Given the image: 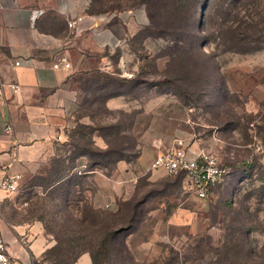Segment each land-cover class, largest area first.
I'll list each match as a JSON object with an SVG mask.
<instances>
[{"label":"rangeland","instance_id":"obj_1","mask_svg":"<svg viewBox=\"0 0 264 264\" xmlns=\"http://www.w3.org/2000/svg\"><path fill=\"white\" fill-rule=\"evenodd\" d=\"M142 1L97 0L96 10L128 12L145 8ZM211 1L199 10L211 24L179 47L197 48L192 54L176 52L163 32L166 14L160 29L143 26L105 53L102 69L73 76L78 108L67 139L54 156L16 169L20 191L0 193V238L11 226L37 224L47 243L42 263L53 264L75 236L94 243L93 217L82 224L86 205L117 212L130 201L140 221L102 264H264V0H242L241 8L236 0ZM236 17L247 39L225 52L218 33ZM113 90L123 96L107 100ZM175 139L199 140L227 169L207 199L181 178L148 172ZM66 174L67 186L55 187Z\"/></svg>","mask_w":264,"mask_h":264},{"label":"crops","instance_id":"obj_2","mask_svg":"<svg viewBox=\"0 0 264 264\" xmlns=\"http://www.w3.org/2000/svg\"><path fill=\"white\" fill-rule=\"evenodd\" d=\"M92 1L0 0V171L8 164L23 169L54 156L78 108L73 76L102 69L105 53L121 49L148 23L143 7L91 13ZM110 14L115 17L108 22ZM79 17V29L69 28ZM61 56L69 59L70 71L54 68ZM9 126L12 133L7 134ZM38 229L37 224L6 228L9 264H43L47 243ZM76 264H93L91 255H81Z\"/></svg>","mask_w":264,"mask_h":264},{"label":"trees","instance_id":"obj_3","mask_svg":"<svg viewBox=\"0 0 264 264\" xmlns=\"http://www.w3.org/2000/svg\"><path fill=\"white\" fill-rule=\"evenodd\" d=\"M236 1L241 8L240 2L242 0ZM202 2L203 0H143L139 6H145L148 18V23L144 26V29H147L148 31L160 29V23L165 19L164 16L166 14L169 15V26H167L163 32L169 33L171 37L174 38V43H176L175 48H177L176 52H182L184 49L186 53L192 54L197 48H186V46L185 48L179 47L186 44L188 39L195 40L197 39V35H202L204 33L203 26L205 23L211 24V16L208 15L205 22L201 19L199 10L202 7ZM212 2H214V0H212L211 3ZM97 5V0H93L90 10L91 13H101L100 10H96ZM239 7L238 11H240ZM237 14L240 13L238 12ZM244 23V21L239 20V18L236 17L233 23L227 21V24L226 22L222 24L218 33V39L223 41L225 52L235 50L238 42L247 39V37L244 36V33L241 32ZM231 24H233V26ZM236 24L237 26L234 28ZM185 25L187 28L183 29V26ZM234 33H236L237 36L234 35ZM234 40H236V44H232ZM259 51H264V47H259ZM113 92L114 93L108 96L107 100L123 96V94H119L116 90H113ZM81 156L87 157L85 154ZM176 178H181L184 183L183 177ZM70 179L71 176L67 174L60 176L54 181V186H64L65 184L67 186ZM92 217L93 222H98V224L91 222V226H89V233L94 238V243L90 242V244H81L78 242V240H80V238H78L79 235L75 236L74 244L72 246L69 245L68 255L66 257L56 256L53 264H76L77 259L85 253L91 255L93 264H102V261H105L114 250L119 236L124 231H129V233H131L132 226L136 224L137 221H140V219L138 220V206L130 201L121 204V208L117 212L95 210L92 206L86 205L81 213L82 224H84V222L88 223ZM124 245L125 248L128 249L126 242ZM70 251L72 252V255H70ZM200 256L203 258L204 254H200ZM165 264L169 263L167 262Z\"/></svg>","mask_w":264,"mask_h":264},{"label":"built area","instance_id":"obj_4","mask_svg":"<svg viewBox=\"0 0 264 264\" xmlns=\"http://www.w3.org/2000/svg\"><path fill=\"white\" fill-rule=\"evenodd\" d=\"M115 14L105 17L110 22ZM83 18L79 17L69 22V28L79 29ZM21 62H16L20 66ZM55 69L71 70V63L65 56L58 58ZM14 92L18 85H11ZM1 94V90H0ZM12 133V127L7 128V134ZM163 171L170 178L183 177L184 183L192 194L201 200L208 198L210 191L228 174L217 156L200 144L199 140L175 139L158 154L151 162L148 172ZM23 176L16 170L14 164L4 166L0 171V193L16 194L20 191ZM9 245L0 238V264H9Z\"/></svg>","mask_w":264,"mask_h":264}]
</instances>
